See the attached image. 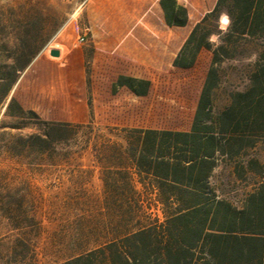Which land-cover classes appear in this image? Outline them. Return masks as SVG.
<instances>
[{"label":"trees","instance_id":"trees-1","mask_svg":"<svg viewBox=\"0 0 264 264\" xmlns=\"http://www.w3.org/2000/svg\"><path fill=\"white\" fill-rule=\"evenodd\" d=\"M52 1L0 9V129L18 132L6 151L54 165L95 127L123 132L96 151L112 233L64 264H264V181L240 207L210 183L221 163L264 175L249 155L264 141V0H88L82 49ZM252 41L248 87L216 110L219 66Z\"/></svg>","mask_w":264,"mask_h":264},{"label":"rangeland","instance_id":"rangeland-1","mask_svg":"<svg viewBox=\"0 0 264 264\" xmlns=\"http://www.w3.org/2000/svg\"><path fill=\"white\" fill-rule=\"evenodd\" d=\"M86 2L52 1L57 11L67 13L68 21L78 26L77 32L85 38L83 44L76 43L80 49L93 34L86 27L84 17H80V14L87 17L91 14L90 7H83ZM7 3L10 0H0V9ZM219 22L226 23L223 12ZM212 30L216 35V29ZM261 44L252 41L242 48L239 57L219 66L220 85L214 95L216 110L226 105L230 92L248 87V77L262 51ZM17 134V131L0 129V264H35L36 255L38 264H64L69 256L80 252L78 244L82 250L109 238L112 233L109 222L114 216L106 209L96 151L104 141L123 143V132L95 127L89 144L80 135V153H75L78 149L75 146L65 148L71 152L70 157L54 165H39L31 158L22 159L7 152L11 136ZM249 155L259 161L264 172V141L249 151ZM249 177L247 181L239 180L233 174L232 164L221 163L210 183L217 195L240 207L255 183L264 181V175ZM143 201L153 217L160 215L154 194L144 195ZM22 238L27 240L26 245L19 243Z\"/></svg>","mask_w":264,"mask_h":264},{"label":"built area","instance_id":"built-area-1","mask_svg":"<svg viewBox=\"0 0 264 264\" xmlns=\"http://www.w3.org/2000/svg\"><path fill=\"white\" fill-rule=\"evenodd\" d=\"M85 42V38L81 35L76 36V43L83 44Z\"/></svg>","mask_w":264,"mask_h":264}]
</instances>
